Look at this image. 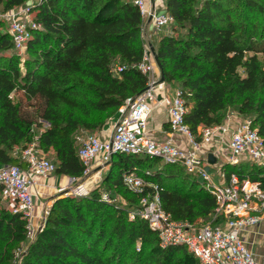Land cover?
<instances>
[{
  "label": "trees",
  "instance_id": "1",
  "mask_svg": "<svg viewBox=\"0 0 264 264\" xmlns=\"http://www.w3.org/2000/svg\"><path fill=\"white\" fill-rule=\"evenodd\" d=\"M30 1L0 0V9ZM32 11L41 27L24 58L0 18V165L26 168L16 149L37 137L56 173L81 177L78 134L101 131L128 96L146 87L137 68L143 19L132 0H35ZM165 12L173 23L158 34L155 53L167 85L184 92L189 128L221 125L233 107L264 142V0H165ZM116 64L124 66L119 74ZM133 167L149 182L141 192L123 179ZM223 170L264 189V165L225 163ZM102 186L55 197L17 263L29 238L27 220L11 211L0 185V264H202L184 244L163 247L147 221L128 215L142 197L158 193L176 221L211 218L216 199L199 176L160 157L117 152ZM103 193L114 200L116 193L124 205Z\"/></svg>",
  "mask_w": 264,
  "mask_h": 264
},
{
  "label": "built area",
  "instance_id": "2",
  "mask_svg": "<svg viewBox=\"0 0 264 264\" xmlns=\"http://www.w3.org/2000/svg\"><path fill=\"white\" fill-rule=\"evenodd\" d=\"M132 1L143 20H152L154 34L170 31L173 23L171 15L157 11L155 3L150 9L147 0ZM33 3L31 1L18 8L0 11V18L8 22V32L18 52H26L32 31L41 27L32 11ZM123 68L116 64L113 71L119 74ZM137 68L146 76V87L140 93L128 96L119 106L118 119L109 138L103 139L97 133H90L86 137L77 151L84 166L83 174L81 177H73L72 181L91 176L97 157L99 163L105 165L117 152L156 156L167 163H179L189 173L199 176L215 197L217 205L212 220L199 228L176 221L163 209L158 193L142 197L137 206L129 209V218L147 221L158 232L163 247L186 245L202 264H264V260H260L250 247V238L259 234L257 227L264 223V189L259 181L242 178L235 172L227 177L224 170L221 175L227 180L219 183L208 161V154L213 153L214 156H225L226 163L232 165L243 161L264 165L263 139L251 127L250 120L241 119L233 124H228L226 120L218 126H202L198 133H194L185 121L188 107L183 90H168L167 83L161 79L153 50L146 44L143 59ZM156 106L164 108L172 133L185 139V144L175 139L160 141L151 136L149 119ZM215 142V150L209 151L207 146ZM20 157L28 166L0 165V185L3 188V199L10 203L13 213L21 214L27 220L28 237H32L36 208L32 191L35 183L33 174L49 176L55 172L56 164L44 154L37 137L20 152ZM123 179L135 192H141L149 184L138 167L124 171ZM65 189L60 188L59 191ZM89 192L82 183L73 188L74 195ZM102 198L114 200L107 193H103ZM44 220L45 217L40 229ZM24 250L16 253L17 263L21 261Z\"/></svg>",
  "mask_w": 264,
  "mask_h": 264
},
{
  "label": "crops",
  "instance_id": "3",
  "mask_svg": "<svg viewBox=\"0 0 264 264\" xmlns=\"http://www.w3.org/2000/svg\"><path fill=\"white\" fill-rule=\"evenodd\" d=\"M153 5L156 4V10L157 11H165V0H152ZM147 5L151 9L153 6H151V0H147ZM142 38L146 45L150 46L152 50L155 51L156 44L158 42V35L153 33L152 30V20L150 18H146L143 20L142 23ZM168 90L172 91L171 87L168 85ZM229 117V120H228ZM118 119V115L113 116L111 119H109L104 126V128L97 132L99 136L103 139L109 138L112 134L114 124ZM226 120L228 121V124H233L235 121L237 122L240 120L239 118H233L230 116H227ZM225 120V122H226ZM44 126L47 127L48 123L43 122ZM39 128L37 129L40 131ZM149 131L153 138L160 140V141H166L169 139H175L177 141H181L183 144L185 139H183L181 136L172 133L170 129V125L168 122V116L166 114V111L163 107H154L149 119ZM210 149L209 151H213L216 148V142L213 143L210 147L207 146V149ZM23 149H16V154L20 156V152ZM216 162L211 165L210 169L213 173L215 179L219 183H225L226 178L221 175V172L223 170V165L226 163V157L225 156H215ZM224 159V160H223ZM94 172L91 176L84 180H77L76 182L72 181L73 177H70L65 174H58L56 172H53L49 176H41L33 174L34 177V185L32 187V191L35 195V215L33 218V231H32V237H29V243H31L34 238L36 237L37 233L40 230V227L43 223L44 217H46L47 212L49 211V208L52 205L53 199L57 196H63L68 194H73V188L76 184L82 183L85 188L89 191L94 189L98 186V177L99 175L108 168V164L101 165L98 161V157L95 159L94 163ZM60 188H66L64 191H59Z\"/></svg>",
  "mask_w": 264,
  "mask_h": 264
},
{
  "label": "rangeland",
  "instance_id": "4",
  "mask_svg": "<svg viewBox=\"0 0 264 264\" xmlns=\"http://www.w3.org/2000/svg\"><path fill=\"white\" fill-rule=\"evenodd\" d=\"M33 2L35 0H32ZM31 2V1H30ZM0 11L2 12V10L0 9ZM5 27L8 29V22L5 21ZM20 55L24 58L26 56V52H19ZM227 114L228 116L230 117H233V118H236V119H241V120H250L249 117L247 116H244V115H241L239 114L233 107L229 108L227 110ZM91 132L89 131H85V130H82L79 134H78V140H79V145H81L83 143V141L86 139V137L90 134ZM51 161H53L52 157L51 156H47ZM224 160V159H223ZM108 168H106L98 177V186H102V180L104 178V175L106 174ZM82 180H84V178H82ZM91 191V190H89ZM113 196L115 197V200H113L112 202L114 203H117V204H121V205H124L123 201L121 200V198L116 194V193H113ZM212 220V217L209 218V219H205V220H202L200 223H197V224H194L192 225L193 228H199L207 223H209L210 221ZM257 231L259 232V234H255V236H253L252 238H250V241H254L256 246L259 248V253L258 254H255L254 251L253 253L260 259V260H264V236L262 233H264V223L257 227ZM250 242V244H251ZM29 240L25 243L24 245V249H26V247L29 245ZM251 247V246H250ZM252 249V248H251Z\"/></svg>",
  "mask_w": 264,
  "mask_h": 264
},
{
  "label": "water",
  "instance_id": "5",
  "mask_svg": "<svg viewBox=\"0 0 264 264\" xmlns=\"http://www.w3.org/2000/svg\"><path fill=\"white\" fill-rule=\"evenodd\" d=\"M151 6H153V1L152 0H151ZM153 53H154V59H155L156 65H157V67H158V69H159V71L161 73V79L164 80V75H163V72H162V69H161L160 62H159L158 57H157V55H156L154 50H153ZM208 161L211 164H214L216 162V158L213 155V153H209L208 154Z\"/></svg>",
  "mask_w": 264,
  "mask_h": 264
},
{
  "label": "flooded vegetation",
  "instance_id": "6",
  "mask_svg": "<svg viewBox=\"0 0 264 264\" xmlns=\"http://www.w3.org/2000/svg\"><path fill=\"white\" fill-rule=\"evenodd\" d=\"M252 250L254 251L255 254H258L259 253V248L256 246L255 242L252 241L251 244H250Z\"/></svg>",
  "mask_w": 264,
  "mask_h": 264
}]
</instances>
